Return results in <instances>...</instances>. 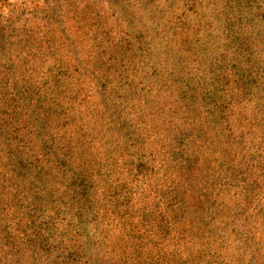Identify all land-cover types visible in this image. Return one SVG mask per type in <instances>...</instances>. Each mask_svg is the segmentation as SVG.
Here are the masks:
<instances>
[{"label": "rangeland", "instance_id": "374dc122", "mask_svg": "<svg viewBox=\"0 0 264 264\" xmlns=\"http://www.w3.org/2000/svg\"><path fill=\"white\" fill-rule=\"evenodd\" d=\"M252 85L264 0H0V264H264ZM179 154L212 195L172 183Z\"/></svg>", "mask_w": 264, "mask_h": 264}, {"label": "trees", "instance_id": "16d2710c", "mask_svg": "<svg viewBox=\"0 0 264 264\" xmlns=\"http://www.w3.org/2000/svg\"><path fill=\"white\" fill-rule=\"evenodd\" d=\"M251 94L255 97V101L257 103L264 104V98L259 94L255 85H252ZM260 96H261V99H259ZM191 128H193V130H198L197 125H195ZM196 134H199V131ZM199 137H201V136H199ZM88 143H89V147H91V146L96 147V145H97L96 141H89ZM98 147H100V146H98ZM194 147H196V146H194ZM109 152H112V151L110 150ZM65 156H66V158L71 159V156L68 152H65ZM194 159H198V158H194ZM191 161H192V159L190 157H185V155L179 154L178 158H176L174 161L171 162L172 164H174V165L171 164L172 166L177 167L175 174L179 175L178 177H175L176 179H174V181H172V183H175L177 187H186L187 185L194 183V185H195V191L194 192L195 193L197 192L198 195L200 196V198H204V196H209L210 194L212 195L213 194L212 191L210 192V194H206L203 191V189L205 187H207L208 185H212L214 187L217 185L218 182L214 178H212L208 181L204 180V175H199V173H198V166H201V163L197 164V162H196L195 164H191L190 163ZM90 168H89V173H83L82 172L81 173L82 175L80 176V178H74L73 179L75 182L73 184V195L72 196L78 197V199H77L78 202L82 203L83 205H85L88 201L87 197H88L89 186L91 185V182H93L94 177H96L97 171H98V170H94V172H93ZM167 176H170V175L167 174ZM198 177H199V179H198ZM16 178H17V182H21L25 178H27V176L25 174H23V176L20 174V175H17ZM245 197H246V195H245ZM221 199H223V200H221ZM207 200L209 202H210V200H214L213 203L212 202H210V203L215 204L217 206H220L219 212L224 207L225 211L223 210L220 212L222 214H224L225 212L227 213V211L229 209L234 208V206L230 205V203H229L230 200H228V202H227L224 195L223 194L221 195V191H218L216 193V195L213 196V198H208ZM244 200L249 201L251 199H244ZM217 201L220 202L219 205L216 204ZM236 206H239V204L237 203ZM79 210H80L79 214L81 216H83L82 214H85V212H87L85 207H83L82 205L80 206ZM217 214L218 213L216 212V209H211V210H208L207 212H205V210H204V211H201L199 214H197L195 216V219H197L198 222H200L201 227H202L205 225L212 224L214 222V219H215ZM199 216H200V218H199ZM227 218L228 217H226L225 219H227ZM232 221H234V220L233 219L229 220V218H228L227 221L224 223L222 228L227 227L230 224V222H232ZM201 232H205V230L201 229ZM80 248H78V249H80ZM43 257L45 259L49 256L44 255ZM192 262L195 264H198L195 260L189 259V264H191ZM51 263L55 264L54 259L51 260Z\"/></svg>", "mask_w": 264, "mask_h": 264}]
</instances>
